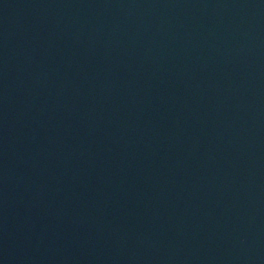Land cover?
<instances>
[{
	"label": "water",
	"instance_id": "1",
	"mask_svg": "<svg viewBox=\"0 0 264 264\" xmlns=\"http://www.w3.org/2000/svg\"><path fill=\"white\" fill-rule=\"evenodd\" d=\"M0 264H264V0H0Z\"/></svg>",
	"mask_w": 264,
	"mask_h": 264
}]
</instances>
